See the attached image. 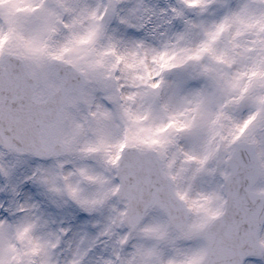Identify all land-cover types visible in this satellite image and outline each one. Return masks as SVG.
Listing matches in <instances>:
<instances>
[{"label": "snow or ice", "instance_id": "obj_1", "mask_svg": "<svg viewBox=\"0 0 264 264\" xmlns=\"http://www.w3.org/2000/svg\"><path fill=\"white\" fill-rule=\"evenodd\" d=\"M0 192V264H264V0H0Z\"/></svg>", "mask_w": 264, "mask_h": 264}, {"label": "rangeland", "instance_id": "obj_2", "mask_svg": "<svg viewBox=\"0 0 264 264\" xmlns=\"http://www.w3.org/2000/svg\"><path fill=\"white\" fill-rule=\"evenodd\" d=\"M124 2L126 4L127 3H146L150 6H152L153 8H159L162 6H167L170 3L175 2V0H124ZM162 19L163 18L158 17V18L153 20V23H157V22L161 21ZM111 27L113 29L117 30L118 33H120V34L132 36V37L142 36V35H144L145 31H147V29L136 30V29H131V28H125V26L119 25L115 22H111ZM32 188H33V191H28L26 189H20V191L25 197H30L33 195H39V190L35 186H32ZM0 196H4V193L0 192Z\"/></svg>", "mask_w": 264, "mask_h": 264}]
</instances>
